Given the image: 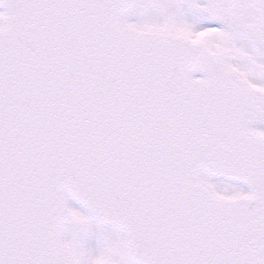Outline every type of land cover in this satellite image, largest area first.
<instances>
[{"label": "snow or ice", "instance_id": "1", "mask_svg": "<svg viewBox=\"0 0 264 264\" xmlns=\"http://www.w3.org/2000/svg\"><path fill=\"white\" fill-rule=\"evenodd\" d=\"M0 264H264V0H0Z\"/></svg>", "mask_w": 264, "mask_h": 264}]
</instances>
